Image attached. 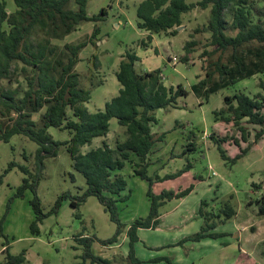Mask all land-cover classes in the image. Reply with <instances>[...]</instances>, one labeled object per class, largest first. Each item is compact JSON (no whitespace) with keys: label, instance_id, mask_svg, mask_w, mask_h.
<instances>
[{"label":"rangeland","instance_id":"rangeland-1","mask_svg":"<svg viewBox=\"0 0 264 264\" xmlns=\"http://www.w3.org/2000/svg\"><path fill=\"white\" fill-rule=\"evenodd\" d=\"M141 1L88 0V15H97L102 8H107L105 19L83 21L76 30L53 41L61 48L65 43L87 40L75 68L80 86L90 90V99L83 103L89 112L103 110L106 102L119 94L122 85L116 73L123 55L128 51H134L139 56L138 71L160 68L162 80L167 86L177 87L181 84L189 92L188 96L178 99V108L158 109L155 112L157 122L153 131L158 135L165 133V136L157 143L151 156L149 174L155 176L159 171L164 176L192 162V168L182 175L155 182L153 191H180L192 184L194 189L185 197L170 200L161 207L164 218L157 229L142 231L141 239L136 244L137 256L145 261L144 264H154L148 262L150 258L166 256L174 262L178 261V264H264V216L258 214V205L251 203L264 195V138L232 164L222 158L210 137L214 131H224L223 124L215 121L214 111L225 106V96L236 92L251 96L260 92L264 95V73H257L223 88L204 101L193 91V86L206 77L209 64L217 60L218 53L208 56V51L215 48L210 43L211 33L195 32V29L209 22L210 8L197 6L183 15L184 21L177 34L162 32L149 40V33L137 26V7ZM198 1L187 0L188 3ZM255 1L253 13L257 21L256 12L264 14V1ZM0 2H4L8 12L16 8L13 0ZM227 17L231 19L229 15ZM94 26L98 27L96 40L89 41ZM230 32L236 33L235 30ZM192 40L196 41V45L192 47L188 60H185L186 43ZM18 89L21 90L22 86ZM255 128L249 125V142L254 138ZM48 132L57 141L64 142L71 137L67 129L49 127ZM226 134L239 138L241 135L236 128ZM125 136V127L119 124L117 118H112L107 136L95 137L90 145L82 147V152L100 146L102 142L115 147ZM189 138L195 140L196 150L170 159L171 154H181ZM246 145L243 142V146ZM37 147L35 142L23 135H15L9 142H0V264H3L5 257L3 245H8L13 254L25 250V264H70L81 261L83 248L76 239L79 233L96 238L91 245L94 254L110 258L117 264H128L126 231L113 245H102L100 242L116 233L117 224L95 196H88L77 207L70 205V199L62 201L57 213L49 214L39 223L38 235L30 232L29 224L34 217L29 204L32 193L26 190L24 197H14V194L25 176L20 167L36 172ZM236 152V145L230 147L229 154ZM11 163L15 166L9 170ZM72 164L64 144L59 146L55 157L43 159L37 195L44 212L48 213L53 208L60 194L66 192L74 197L85 190V179ZM133 167L128 164L122 170L129 183L127 192L130 189L131 196L126 203L119 204L122 219L128 224L137 217H145L150 207L146 194L148 183L135 175ZM253 183H259L261 189L255 190ZM204 200L208 203L206 209L215 214L226 203L235 207L236 215L222 222L216 217L219 223L212 230L227 234L219 238L206 237L201 241L188 240L178 247L170 246L173 240L201 230L205 220L198 212ZM176 214H180V217L174 220ZM86 264L91 263L87 261Z\"/></svg>","mask_w":264,"mask_h":264},{"label":"trees","instance_id":"trees-1","mask_svg":"<svg viewBox=\"0 0 264 264\" xmlns=\"http://www.w3.org/2000/svg\"><path fill=\"white\" fill-rule=\"evenodd\" d=\"M13 1L16 8L12 12H8L4 2H0V142H9L13 136L23 135L38 146L36 172L20 167L25 176L14 194V197H24L26 190L32 193L29 204L34 217L29 224L30 232L38 235L39 223L49 214L57 213L62 201L70 199V205L77 207L88 196H95L117 224L116 233L100 240L101 244L117 243L126 231L128 264H144L145 261L136 253V244L140 241L139 229L158 228L161 207L170 200L185 197L194 189L192 184L180 191H153L155 182L182 175L192 168V162L164 176L149 174L151 156L157 143L165 136V133L158 135L153 131L157 122L155 112L158 109L178 108V99L188 96L189 92L181 84L177 87L167 86L162 80L160 68L138 71L136 64L139 56L134 51H128L123 55L116 73L122 85L119 94L107 101L103 110L89 112L83 103L90 99V90L80 86L75 68L87 40L65 43L61 48L53 41L76 30L83 21L105 19L107 8H102L97 15H88V0ZM197 6L210 8V20L196 28L195 32H210V43L215 48L208 51V56L218 53L217 60L209 64L206 77L193 86V91L208 101L213 93L257 73H264V14L256 12L258 19L255 20V0H199L197 3H188L187 0H142L137 7V26L149 33V40L162 32L177 34L178 27L184 21L183 15ZM231 30L236 33L232 34ZM97 31L98 27L94 26L89 41L96 40ZM194 45L195 40L186 43L185 60H188ZM20 86L21 90L18 89ZM214 115L215 121L223 124L224 131H214L210 137L227 162L236 163L264 138V95L260 92L254 96L245 92L227 95L225 106L215 110ZM112 118H117L119 124L125 127V139L115 147L102 142V145L82 152V147L90 145L95 137L107 136ZM249 125L256 127L251 142ZM49 127L69 130L70 139L64 142L54 140L48 132ZM234 128L241 133L240 138L226 134ZM243 142L247 145L243 146ZM61 144L66 145L72 166L83 175L86 188L74 197L66 192L60 194L53 208L46 213L37 195V186L43 159L55 157ZM196 145L195 140L189 138L181 154H171L170 159L196 150ZM233 145L238 147V152L229 154ZM128 164L134 166L135 175L148 183L146 194L150 200L148 214L135 218L130 224L123 221L119 209V204L126 203L131 196V190L127 192L128 180L122 173ZM13 166L15 164L11 163L8 169ZM253 186L255 190L261 189L259 183H253ZM251 203H256L258 214L264 216V195ZM207 204V201H202L198 212L205 220L201 230L170 246L227 234L212 230L219 223L217 218L221 222L230 220L237 210L231 203H226L215 214L206 209ZM76 237L83 248L81 261L70 264H86L87 261L91 264H117L92 252L95 237L83 233ZM3 247V264H25V250L13 254L8 245ZM162 261L176 264L167 256L148 260L154 264Z\"/></svg>","mask_w":264,"mask_h":264},{"label":"crops","instance_id":"crops-1","mask_svg":"<svg viewBox=\"0 0 264 264\" xmlns=\"http://www.w3.org/2000/svg\"><path fill=\"white\" fill-rule=\"evenodd\" d=\"M153 38H154V35H153ZM138 61H139V60H138ZM138 65H139V64H138V62H137V64H136L137 69H138ZM178 154H179V153H177V155H178ZM151 158H152V157H151ZM164 166H165V165H164ZM164 166H163V167H164ZM163 167H161V168H163ZM160 170H161V169H160ZM158 174L160 175L159 171H158ZM166 174H168V173H166ZM166 174H165V175H166ZM160 176H161V175H160ZM166 213H167V212H166ZM163 216H164V214L161 215V221H162L163 218H164ZM179 217H180V214H176V215L173 216L174 220L178 219ZM156 229H157V228H156ZM143 230H148V228H147V229H146V228L139 229V236H140V239H141V233H142ZM149 230H150V229H149ZM179 240H181V239H180V238L175 239V240H173V242L170 243V244H176ZM167 244H169V243H167ZM174 247H178V246H174ZM124 254H127V253L124 252ZM150 259H151V258H150ZM164 262H165V261H162V262H160V263H164ZM175 263L178 264V261H176ZM158 264H159V263H158ZM165 264H166V262H165Z\"/></svg>","mask_w":264,"mask_h":264},{"label":"built area","instance_id":"built-area-1","mask_svg":"<svg viewBox=\"0 0 264 264\" xmlns=\"http://www.w3.org/2000/svg\"><path fill=\"white\" fill-rule=\"evenodd\" d=\"M176 59H177V58L175 57V58H174V61H176Z\"/></svg>","mask_w":264,"mask_h":264},{"label":"water","instance_id":"water-1","mask_svg":"<svg viewBox=\"0 0 264 264\" xmlns=\"http://www.w3.org/2000/svg\"><path fill=\"white\" fill-rule=\"evenodd\" d=\"M180 27V26H179ZM179 27H178V29H179Z\"/></svg>","mask_w":264,"mask_h":264}]
</instances>
